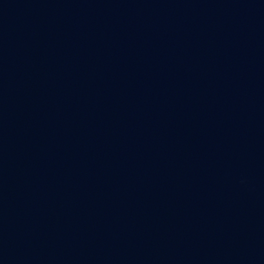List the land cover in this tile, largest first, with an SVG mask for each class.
Listing matches in <instances>:
<instances>
[{"label": "water", "instance_id": "1", "mask_svg": "<svg viewBox=\"0 0 264 264\" xmlns=\"http://www.w3.org/2000/svg\"><path fill=\"white\" fill-rule=\"evenodd\" d=\"M0 264H264V0H0Z\"/></svg>", "mask_w": 264, "mask_h": 264}]
</instances>
